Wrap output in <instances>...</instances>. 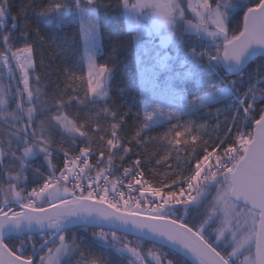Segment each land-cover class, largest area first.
Instances as JSON below:
<instances>
[{
    "label": "snow or ice",
    "instance_id": "1",
    "mask_svg": "<svg viewBox=\"0 0 264 264\" xmlns=\"http://www.w3.org/2000/svg\"><path fill=\"white\" fill-rule=\"evenodd\" d=\"M116 7L133 24L138 55L147 18L167 33L161 47L183 52L179 81L203 94L189 98L173 84L160 98L149 79L137 111L121 110L111 95L114 69L97 60V13L111 0H24L16 15L0 0V264H174L176 257L264 264V71L245 81L249 62L264 58V0H117ZM72 13L86 71H66L50 96L38 66L54 59L46 48L55 44L59 56L68 48L38 25H65ZM205 73L213 78L206 90ZM226 101L234 102L228 114L218 107ZM161 126V135L150 134ZM209 127L215 140L205 139ZM37 159L42 165L33 167ZM145 162L156 183L145 178ZM201 208L200 222H190ZM90 226L100 229L91 242L68 236Z\"/></svg>",
    "mask_w": 264,
    "mask_h": 264
},
{
    "label": "trees",
    "instance_id": "2",
    "mask_svg": "<svg viewBox=\"0 0 264 264\" xmlns=\"http://www.w3.org/2000/svg\"><path fill=\"white\" fill-rule=\"evenodd\" d=\"M12 3L11 13L16 15L19 5L24 2V0H10ZM112 8L105 11L100 9L97 13V20L100 29V52L97 55L98 63H108L113 67L114 72L111 79V95L115 100L117 107L123 105V109H131L134 113L140 107L139 105V96L142 91L139 84V71H141V65L138 60L143 59V67L147 69L154 70V82L156 87L159 90L168 89L170 90L171 86L175 84L176 91H183V94L188 95L191 98L192 95L203 94V90L197 86L196 83L192 81H179V76L181 73L186 71V69L180 66V62L177 59V56H183V52L177 53L175 47L171 44H168L163 48H156L152 41L142 40L143 41V54L138 58L136 55L138 49L134 41V35L127 30L126 19L127 16L124 14L122 9L116 7L117 0H111ZM18 23L21 25L24 23L19 17ZM30 24L33 28L37 26V18L35 16L29 17ZM11 17L8 19L9 26L11 25ZM39 28L41 33L45 38L54 41L58 44H62L68 48V52L64 56H59L56 54V45L53 44L51 48H46L44 54L46 56L54 57V59L49 61L45 60V66L43 68L38 66L37 71L42 78V86H47L48 94H51L57 90V86L61 88L65 84V72L66 71H75L79 74L81 68L86 71L85 65L81 61L83 56V46L81 34L79 32V19L72 13L70 15V22L65 25H59L56 22L42 21L39 23ZM67 38V39H66ZM170 59L160 61L162 56H166ZM37 63L39 65V51L37 55ZM257 69L264 71V59L256 58L246 66L245 72V81H247L248 74L254 73ZM47 74V75H45ZM211 74L205 73L203 80L205 81V89L209 82H212ZM125 89L123 95L120 94L119 89ZM233 101H226L218 107H221L225 114H228L231 111ZM74 111V110H73ZM197 123H204L205 120L200 117H193ZM223 119V117H221ZM210 124L212 121H208ZM131 119L129 121V126L126 129L128 133L131 132ZM166 127H157L151 131V135H161L166 131ZM124 133H122L123 135ZM205 139L215 140V134L212 132V128L209 127L205 132ZM135 151V149L133 150ZM161 153L163 148L160 149ZM199 152V149H197ZM62 155V154H61ZM55 162L57 166H60V158L57 157ZM42 160L37 159L33 161V167L41 166ZM126 166V165H125ZM175 166V164L173 165ZM46 167V166H44ZM149 164L144 163L145 169V178L150 179L153 183L157 182V178H154L150 172L147 171ZM44 170V168H42ZM161 176L163 178V167L159 169ZM122 169L117 171V175H120ZM34 186L29 183V188ZM204 209L201 208L199 211H192L189 214V221L198 224L202 218ZM182 214V213H181ZM213 230V228H209ZM94 229H79L74 228L69 233L68 236L76 235L78 238L87 237L88 241L92 240V232ZM37 241L40 240V237H35ZM144 246H151L150 243L143 242ZM94 251L99 252L98 249L93 245ZM230 251L229 249H227ZM145 251V249H144ZM107 259H113L112 256H107ZM126 264V262H124ZM174 264H182V260L179 257L174 258Z\"/></svg>",
    "mask_w": 264,
    "mask_h": 264
},
{
    "label": "rangeland",
    "instance_id": "3",
    "mask_svg": "<svg viewBox=\"0 0 264 264\" xmlns=\"http://www.w3.org/2000/svg\"><path fill=\"white\" fill-rule=\"evenodd\" d=\"M126 26H127V30L129 32H131L134 36H136V32L133 30V24L131 23V21L129 20L128 17L126 19ZM141 28H142L143 33H144L143 36L141 37L142 40H150V41H152L154 43L153 45L156 48H159V49L163 48V47H161V43H162V40L165 39L166 36H167V33L165 31H163L162 29L157 31L156 28L153 26L152 21L148 20L147 18H142L141 19ZM81 39H82L83 54H84L85 45H84V41H83L82 36H81ZM142 54H143V50L141 48L139 50V55L137 53L136 56L139 58L140 55H142ZM165 57H167V55L166 56H162L160 61L163 62L165 60ZM85 68H86V66H85ZM153 76H154V72L144 73L142 71H139L138 81H139V84L141 86L142 91L144 90V88L146 86H148L145 83L146 80L152 79L154 81ZM155 91H156V94H157L158 97L163 98V97L169 95V91L170 90H168V89L159 90V88L156 87ZM212 233H213V230L208 229V234H212ZM149 247H151V246H144L143 245V248L145 249V252L147 251V249ZM229 250H231V249L229 248Z\"/></svg>",
    "mask_w": 264,
    "mask_h": 264
},
{
    "label": "water",
    "instance_id": "4",
    "mask_svg": "<svg viewBox=\"0 0 264 264\" xmlns=\"http://www.w3.org/2000/svg\"><path fill=\"white\" fill-rule=\"evenodd\" d=\"M256 58H260V57H255V58H253V60L256 59ZM262 59H264V58H262ZM253 60H252V61H253ZM252 61H250V62H252ZM250 62H249V63H250ZM88 228H93V227L90 226V227H88ZM93 229H98V230H100L99 228H93ZM118 234H119V233H118ZM128 237H130V238H134V239H135V237H133V236H128ZM146 242H148V241H146Z\"/></svg>",
    "mask_w": 264,
    "mask_h": 264
},
{
    "label": "built area",
    "instance_id": "5",
    "mask_svg": "<svg viewBox=\"0 0 264 264\" xmlns=\"http://www.w3.org/2000/svg\"><path fill=\"white\" fill-rule=\"evenodd\" d=\"M94 175V174H93ZM119 176V175H118ZM126 183H127V181H126ZM137 187H139V186H137ZM125 192H126V198H127V190H126V188H125ZM133 196H139V193L138 192H135V193H133L132 194Z\"/></svg>",
    "mask_w": 264,
    "mask_h": 264
}]
</instances>
